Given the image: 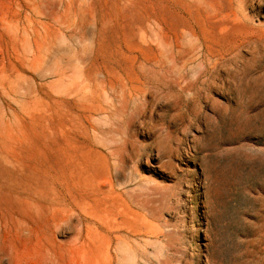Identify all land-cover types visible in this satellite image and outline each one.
I'll return each instance as SVG.
<instances>
[{"label":"rangeland","instance_id":"obj_1","mask_svg":"<svg viewBox=\"0 0 264 264\" xmlns=\"http://www.w3.org/2000/svg\"><path fill=\"white\" fill-rule=\"evenodd\" d=\"M0 264H264V0H0Z\"/></svg>","mask_w":264,"mask_h":264},{"label":"bare ground","instance_id":"obj_2","mask_svg":"<svg viewBox=\"0 0 264 264\" xmlns=\"http://www.w3.org/2000/svg\"><path fill=\"white\" fill-rule=\"evenodd\" d=\"M112 110V109H111ZM122 117H123V115H122ZM121 233V232H120ZM129 238V237H128ZM132 242V241H131Z\"/></svg>","mask_w":264,"mask_h":264}]
</instances>
